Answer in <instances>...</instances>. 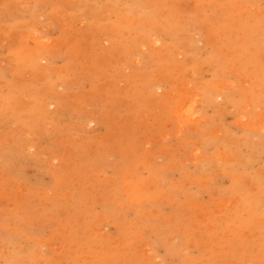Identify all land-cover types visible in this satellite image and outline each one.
I'll return each instance as SVG.
<instances>
[{
	"label": "rangeland",
	"instance_id": "rangeland-1",
	"mask_svg": "<svg viewBox=\"0 0 264 264\" xmlns=\"http://www.w3.org/2000/svg\"><path fill=\"white\" fill-rule=\"evenodd\" d=\"M0 264H264V0H0Z\"/></svg>",
	"mask_w": 264,
	"mask_h": 264
}]
</instances>
